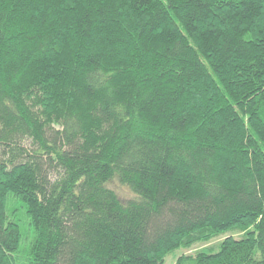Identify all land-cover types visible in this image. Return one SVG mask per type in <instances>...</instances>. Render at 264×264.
<instances>
[{
    "label": "trees",
    "instance_id": "obj_1",
    "mask_svg": "<svg viewBox=\"0 0 264 264\" xmlns=\"http://www.w3.org/2000/svg\"><path fill=\"white\" fill-rule=\"evenodd\" d=\"M229 232L175 264H264V0H0V264Z\"/></svg>",
    "mask_w": 264,
    "mask_h": 264
},
{
    "label": "rangeland",
    "instance_id": "obj_2",
    "mask_svg": "<svg viewBox=\"0 0 264 264\" xmlns=\"http://www.w3.org/2000/svg\"><path fill=\"white\" fill-rule=\"evenodd\" d=\"M230 236H233V237L239 239V238L242 237V234L239 233V232H235V233H233V232H229V233H227V234H225V235H222V236H220L219 238L215 239V240H214L212 243H210L209 245H197V246L193 247L192 250H190V251H192V252H190V251H188V250H179V251H177V252H174V253L170 254V255L166 258V263H165V264H175L176 261H177V259H178L179 257H181L182 255H184V254H186V255L191 254V253H192V254H195L196 251H198V250H200V249H203V248H207V249L214 248V247L217 246V245H218L223 239H225V238H227V237H230ZM207 249H206V251L210 252V250H207ZM217 249H218V246H217L216 250H217Z\"/></svg>",
    "mask_w": 264,
    "mask_h": 264
}]
</instances>
